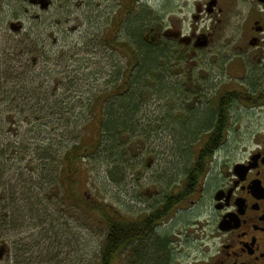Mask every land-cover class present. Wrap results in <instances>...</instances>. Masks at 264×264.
Listing matches in <instances>:
<instances>
[{
    "label": "rangeland",
    "instance_id": "obj_1",
    "mask_svg": "<svg viewBox=\"0 0 264 264\" xmlns=\"http://www.w3.org/2000/svg\"><path fill=\"white\" fill-rule=\"evenodd\" d=\"M17 1L20 0H0V52L7 50L4 52L6 56L0 55V248H4L0 264H97L107 226L98 215H87L72 203V199L66 200L62 176L60 180L55 178L53 181L57 172L56 162L40 170V164L35 160L36 154H40L35 150L43 147L39 130L34 127L36 131H33L28 123L35 121V116L21 111V108L48 103L47 100L40 101L38 98L41 97H48L50 102H54L67 95L70 109L67 112L56 111L65 114L64 118L51 116L55 120L51 137L59 158L63 154L60 148L62 140L61 145L68 141L76 142L69 136V131L77 116L68 113H83L86 95L90 100L94 98L99 90L106 88L105 82L120 62L125 64V57L109 50L104 42L111 36L115 18L119 16L118 23H121L116 30L121 42L124 36V27L121 26L132 20L145 27L143 37L170 19L176 26L181 25L185 29L192 22V1L46 0L44 29L40 20L35 23L23 13L25 5L15 3ZM129 4L132 10L124 14L123 7ZM11 19L23 22V32L11 34L7 25ZM27 28L31 36L36 30L42 34L41 48L45 53L43 61L29 64L31 79L28 88L26 83L23 85L20 76L16 77L19 81L13 79L15 74L27 73L22 67L27 56H12V52L15 53L13 48ZM6 30L10 31L9 38L4 36ZM150 36L152 33L146 40L154 43ZM15 59L16 65L13 62ZM67 66H70L71 72L65 71ZM176 75L172 73L167 78L176 82ZM8 76L11 79H7ZM57 83L59 85L55 87ZM173 86L168 82L172 91L160 90L150 95L139 112L140 121L148 128L150 137V141L141 147V171L129 173L126 182L116 186L106 180L105 163L93 162L87 167L90 168L87 179L79 182L81 194L90 201L112 205L121 214V220H141L146 215L144 212L161 202L166 190L171 193L182 191L185 171L197 159L201 137L196 136L187 147L184 146V139L190 137L192 140L194 136L185 134L186 131L199 128L197 116L200 110L196 113L189 111L188 107L186 112H181L183 104L181 106L177 102L180 91L174 92ZM258 118L260 116L247 114L232 119L238 124L231 132L233 153L230 160L236 161L245 156L242 146L255 128L252 123H257ZM82 125L77 118L79 132ZM84 134L85 131L82 136ZM33 149L34 152L29 153ZM136 177L139 185L135 184ZM212 185L209 182L206 187L210 189ZM5 197L10 200L4 201ZM206 203L207 198L201 196L199 190L188 195L164 220L158 222L156 233L167 234L175 240L178 232L184 233L192 227L198 234V225L205 222L203 208ZM145 243L134 245L143 247Z\"/></svg>",
    "mask_w": 264,
    "mask_h": 264
},
{
    "label": "flooded vegetation",
    "instance_id": "obj_2",
    "mask_svg": "<svg viewBox=\"0 0 264 264\" xmlns=\"http://www.w3.org/2000/svg\"><path fill=\"white\" fill-rule=\"evenodd\" d=\"M191 1L192 22L185 29L170 19L144 39L152 33L155 42L170 39L181 46L183 64L174 68L183 87L177 102L183 104L181 112L200 110L196 156L201 153L206 161V153H212L191 193L199 190L207 198L205 222L198 234L188 227L175 240L168 236L164 247L151 245L152 240L136 247L142 239L114 254L100 250L97 264H264V0ZM15 3L25 5L23 13L45 28L38 0ZM22 23L11 19V34L23 32ZM247 114L260 118L242 146L245 156L232 161L231 132L238 124L232 119Z\"/></svg>",
    "mask_w": 264,
    "mask_h": 264
},
{
    "label": "trees",
    "instance_id": "obj_3",
    "mask_svg": "<svg viewBox=\"0 0 264 264\" xmlns=\"http://www.w3.org/2000/svg\"><path fill=\"white\" fill-rule=\"evenodd\" d=\"M130 7V4L123 7V10L125 9L124 14L132 10ZM115 20L114 27L110 30L111 36L107 37L104 42L109 50L116 51L125 57V64L120 62L115 72H112V76L105 82L106 88L99 90L94 98L90 100L86 95L83 113H73L71 111L68 113L76 114L83 125L79 132L76 126L77 118L74 124H71L73 127L69 131V136L76 142L68 141L65 145H61L63 140H60V148L63 150V154L59 158L55 152V143L51 137L53 135L52 129H54L53 122L55 121L51 116L55 115L60 119L64 118L65 114L63 115L56 111L67 112L70 109L66 102L67 95L54 102H50L48 97H41L38 98L40 101L47 100L48 103L32 104L31 107L25 106L21 108V111L35 116V121L28 120L30 121L28 123L31 124L32 130L34 127L39 130L37 132L43 147L35 150L40 153L39 155L35 153V160L40 164V170L50 163H57V172H55L53 181L55 178L60 180L62 176L66 200L72 199V203L76 207H80L85 214L98 215L104 221L107 230L104 234L105 238L102 242L101 250L111 254L124 249L127 243L136 240L141 241L142 239V241L152 240L150 244L155 245V247L157 245L166 246L168 235L156 233L158 222L164 220L178 203H181L188 195L193 193L196 183L206 173L208 162L212 155L211 152L206 153L205 156L208 158L205 161L203 154L199 153L194 164L185 171L183 177L185 184L181 189L182 191L171 193V191L166 190L161 202L150 207L149 211L144 212V215H146L141 220H121V214L113 209L112 205L94 200L90 201L86 195L81 194L79 182L87 179L86 177L90 173V170H88L90 168L87 167L92 165L93 162L105 163L106 180L116 186H121L125 183L129 173L141 171V167L143 168L141 159H139L141 147L150 141V137H148L149 130L145 124L141 123L138 116L143 104L153 93L171 89V87L168 88V82L173 83L174 92L183 90L180 84L174 82L172 78L170 80L167 78L172 73L177 74L174 68H179L183 64V54L180 52L181 46L170 39L159 43H151L145 40L142 36L145 27L138 23L137 20L135 22L133 20L128 21V23L125 22L121 26V28L124 27L122 28L124 30L123 42L118 41L116 30L121 24L118 23L120 21L119 16ZM34 21L37 23L36 19ZM30 34V30L22 34L20 39H18L17 45L13 48L15 53L12 52V56H27V60L22 59V67L27 73L23 75L15 74L13 78L14 81H19L16 77L20 76L21 82L24 83L23 85L26 83L27 88L31 79V77L29 78V64H38L45 58V53L41 48L42 38L38 30L32 36ZM6 51V49L1 51L0 55L6 56L4 54ZM9 54L8 52V56ZM13 62L16 65V59ZM65 71L71 72L70 66H67ZM9 78L11 79L8 76L7 79ZM58 85L59 83L55 87ZM52 94H55V92ZM246 102L250 103L251 100L245 99L244 103ZM181 116L183 117V114ZM210 120L208 119L206 123ZM84 131L85 134L82 136ZM197 132L196 128L186 131L185 134L193 135L194 137L192 140H190V137H185V147L194 141L195 137L198 136ZM60 134L62 135L63 133ZM33 152L34 149L29 153L32 154ZM31 170L34 169L31 168ZM38 170L36 171L38 172ZM38 175V178H40L39 173ZM134 181L136 185L140 184L138 177ZM168 187L170 188L169 185ZM41 189L43 190V188ZM3 200L7 201L10 199L5 197ZM102 262H104L103 258Z\"/></svg>",
    "mask_w": 264,
    "mask_h": 264
},
{
    "label": "water",
    "instance_id": "obj_4",
    "mask_svg": "<svg viewBox=\"0 0 264 264\" xmlns=\"http://www.w3.org/2000/svg\"><path fill=\"white\" fill-rule=\"evenodd\" d=\"M38 2L40 3L42 8H46L48 6V3L46 2V0H38ZM179 39H180V42L185 43L186 38L180 37ZM147 165H148V163H147ZM3 251H4V248H0V258L2 257Z\"/></svg>",
    "mask_w": 264,
    "mask_h": 264
}]
</instances>
